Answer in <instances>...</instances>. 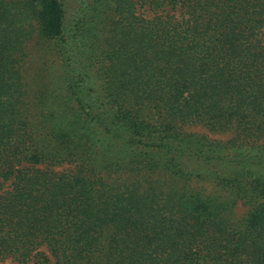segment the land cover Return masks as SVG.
I'll return each instance as SVG.
<instances>
[{"label": "trees", "instance_id": "trees-1", "mask_svg": "<svg viewBox=\"0 0 264 264\" xmlns=\"http://www.w3.org/2000/svg\"><path fill=\"white\" fill-rule=\"evenodd\" d=\"M8 258L264 264V0H0Z\"/></svg>", "mask_w": 264, "mask_h": 264}, {"label": "rangeland", "instance_id": "rangeland-1", "mask_svg": "<svg viewBox=\"0 0 264 264\" xmlns=\"http://www.w3.org/2000/svg\"><path fill=\"white\" fill-rule=\"evenodd\" d=\"M148 7V6H147ZM28 23V21L26 22V24ZM28 28V27H27ZM31 38V37H30ZM33 38V37H32ZM31 40V39H30ZM35 40H32V41H30V43H29V45H30V50H31V52H32V59L33 60H35V59H37L38 60V58H39V56H40V51H39V48H38V46H36V42H34ZM38 79V78H37ZM32 84V86H34L35 87V85L36 84H33V83H31ZM33 96V95H32ZM191 130H194V131H199V132H203V133H207L210 137H212V138H218V139H228L231 135L230 134H221V133H214V132H210L209 130H207L206 128H204V127H202V126H198V127H193V128H191ZM70 165H63V166H57L56 167V170H60V169H63V168H68ZM238 211H239V213H241V214H244L245 213V211H246V209H245V207H242V206H240L239 208H238ZM43 249V251L45 252V253H47L48 255H50V253L47 251V249L45 248V247H43L42 248ZM52 262H53V264H56L55 263V260H54V258H52ZM6 264H22V263H19L18 261H16L15 259H13V258H8L7 260H6ZM25 264H35V262L33 261V260H30L28 263H25Z\"/></svg>", "mask_w": 264, "mask_h": 264}]
</instances>
